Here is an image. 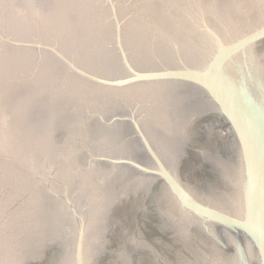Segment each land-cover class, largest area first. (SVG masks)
Here are the masks:
<instances>
[{"label":"water","instance_id":"water-1","mask_svg":"<svg viewBox=\"0 0 264 264\" xmlns=\"http://www.w3.org/2000/svg\"><path fill=\"white\" fill-rule=\"evenodd\" d=\"M0 264H264V0H0Z\"/></svg>","mask_w":264,"mask_h":264},{"label":"flooded vegetation","instance_id":"flooded-vegetation-1","mask_svg":"<svg viewBox=\"0 0 264 264\" xmlns=\"http://www.w3.org/2000/svg\"><path fill=\"white\" fill-rule=\"evenodd\" d=\"M235 145V138L229 121L217 114H209L199 119L191 130L190 148L194 155H199V149L216 147L224 149ZM147 215H152L148 208Z\"/></svg>","mask_w":264,"mask_h":264}]
</instances>
